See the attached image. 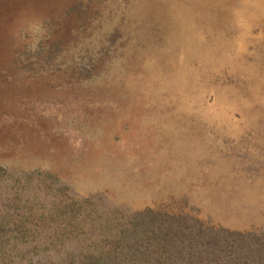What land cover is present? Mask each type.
<instances>
[{"label":"rangeland","instance_id":"obj_1","mask_svg":"<svg viewBox=\"0 0 264 264\" xmlns=\"http://www.w3.org/2000/svg\"><path fill=\"white\" fill-rule=\"evenodd\" d=\"M263 55L264 0H0V264H264L263 100L228 66Z\"/></svg>","mask_w":264,"mask_h":264},{"label":"trees","instance_id":"obj_2","mask_svg":"<svg viewBox=\"0 0 264 264\" xmlns=\"http://www.w3.org/2000/svg\"><path fill=\"white\" fill-rule=\"evenodd\" d=\"M249 5V4H248ZM248 5H246V6H248ZM251 10V9H250ZM245 11V13H243V16L245 17V19L246 20H248V23L250 22L252 25H253V22H252V16H253V14H252V12L251 11ZM207 21V20H206ZM205 21V22H206ZM206 25H207V28H208V30H212V29H215V26H216V24L214 23V22H209V23H206ZM223 39L225 40V37H223ZM211 40V39H210ZM216 42V41H215ZM209 43H210V41H205L204 40V43H203V46H204V44H205V46L203 47V49L204 50H206V51H208V49L210 48V46H209ZM217 43V42H216ZM221 43H224V42H222L220 39H219V42H218V44H220L221 45ZM211 44L212 45H214V43H213V40H211ZM218 44H215L216 45V48L218 47ZM203 49H202V51H203ZM226 50V49H225ZM262 50V49H261ZM198 51H201V50H198ZM198 51H196V52H198ZM258 53V52H257ZM196 56H197V58L198 59H200V61H204L205 60V56H206V54H205V52L203 51V53L202 54H196ZM191 57H192V55H191ZM190 57V58H191ZM263 60H264V55L261 57V58H259V59H257V60H255L254 62L255 63H258V62H263ZM223 61H226L225 59H223ZM228 65V64H227ZM256 65H258V66H260V64H256ZM254 66V68L252 69L251 68V70L250 69H243L242 67H240V66H232V65H228V66H230V68H232V72H233V74L235 75V74H239V75H245V78H247V80L252 84V87H253V92H251L250 93V95L251 94H254L257 98H260V99H262L263 100V102L262 103H260V106L264 109V79H262L261 80V78H259V76H260V74L261 73H263V75H264V72H261L262 70H264V67L263 68H257V66ZM218 80L219 81H221V72H220V74L218 75ZM190 87V86H189ZM192 89L194 90L195 89V87H193V85H192V87H190V88H188V89H184V90H186L187 92H188V94L189 95H191L192 93H193V91H192ZM192 91V92H191ZM245 93V92H244ZM243 93V94H244Z\"/></svg>","mask_w":264,"mask_h":264}]
</instances>
